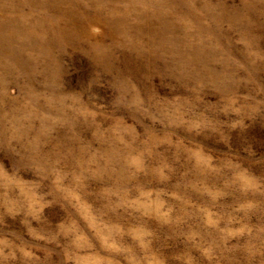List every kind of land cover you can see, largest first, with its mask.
<instances>
[{
    "label": "rangeland",
    "instance_id": "obj_1",
    "mask_svg": "<svg viewBox=\"0 0 264 264\" xmlns=\"http://www.w3.org/2000/svg\"><path fill=\"white\" fill-rule=\"evenodd\" d=\"M0 264H264V0H0Z\"/></svg>",
    "mask_w": 264,
    "mask_h": 264
}]
</instances>
